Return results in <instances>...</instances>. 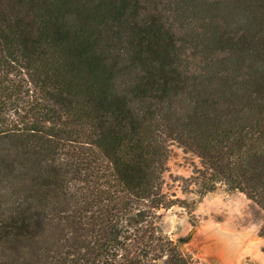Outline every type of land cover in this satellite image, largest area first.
<instances>
[{"label": "trees", "instance_id": "1", "mask_svg": "<svg viewBox=\"0 0 264 264\" xmlns=\"http://www.w3.org/2000/svg\"><path fill=\"white\" fill-rule=\"evenodd\" d=\"M173 142L264 238V0H0V264H191Z\"/></svg>", "mask_w": 264, "mask_h": 264}, {"label": "rangeland", "instance_id": "2", "mask_svg": "<svg viewBox=\"0 0 264 264\" xmlns=\"http://www.w3.org/2000/svg\"><path fill=\"white\" fill-rule=\"evenodd\" d=\"M167 166L164 191L178 201L161 210V227L174 240L185 238L181 248L191 264H264V238L257 234L262 212L224 185L203 195L195 185L184 191L180 177L191 176L193 167L201 165L175 142Z\"/></svg>", "mask_w": 264, "mask_h": 264}]
</instances>
